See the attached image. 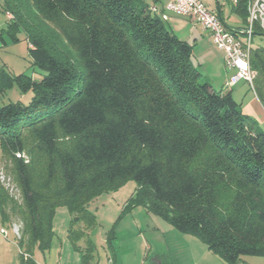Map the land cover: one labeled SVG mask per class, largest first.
Segmentation results:
<instances>
[{
    "label": "trees",
    "instance_id": "16d2710c",
    "mask_svg": "<svg viewBox=\"0 0 264 264\" xmlns=\"http://www.w3.org/2000/svg\"><path fill=\"white\" fill-rule=\"evenodd\" d=\"M151 8L0 0L11 37L26 34L34 67L32 76L0 79V95L12 85L32 93L26 105L0 106V159L20 197L0 182V225L18 227V264H36L33 250L49 249L60 207L83 222L70 228L76 249L95 224L89 202L128 180L136 190L127 207H144L226 264L264 258V130L231 87L201 79L192 46ZM232 11L245 29L247 0ZM253 32L264 37L257 24ZM249 64L264 109V47L251 48Z\"/></svg>",
    "mask_w": 264,
    "mask_h": 264
},
{
    "label": "rangeland",
    "instance_id": "374dc122",
    "mask_svg": "<svg viewBox=\"0 0 264 264\" xmlns=\"http://www.w3.org/2000/svg\"><path fill=\"white\" fill-rule=\"evenodd\" d=\"M202 1L211 11L215 10L216 4H218L225 18L230 17V21L242 24L241 19L232 11V6L234 5L235 0ZM138 2L146 5L158 3L159 6L157 7L162 9L170 1L163 6L161 5V2L154 0H138ZM168 16V20L164 22L165 25L168 28L171 27V30L176 35H183L186 31V21L183 20L184 18L178 17L174 14H168ZM6 23V15L0 10V79L2 77L4 81H6L7 77H13L20 74L32 76L34 67L28 55L29 45L27 36L23 31H18L15 34L14 40L8 31ZM206 47L210 50L209 46L206 45ZM252 47H264V37H254ZM214 48L218 50L215 46ZM194 51H198V49L195 48ZM202 68L204 74L214 82L215 90L219 91L220 89L218 85H220L223 80L221 81V77H218L216 74V67L205 64ZM214 73L217 76H215ZM241 84H245L248 88V85L245 82ZM248 91L251 92L250 89H248ZM31 97V92L21 94L15 85L8 86L5 88L4 93L0 95V106L15 102H21L26 105L29 103ZM22 156L26 158L24 155ZM0 182L6 189H8L9 193L15 200H19L20 197L16 186L12 181V177L6 171L1 159ZM135 190V182L128 180L120 188L104 192L95 197L87 206L88 211L95 217V224L89 230L100 229L101 231H104L106 233V240H108V235L111 231L117 234V239H115L114 244L116 247H120L121 252L118 256H112L114 257L113 259L115 262H118V264H141L143 259L141 253L137 251L134 253V250H129V247L127 246L129 244L130 248L133 246L132 239L129 238L131 236L130 232H133L135 229H140L145 234L146 238L149 239L153 248L156 247L160 252L165 250V246H168V243L169 245H172V242H174V238L168 233V230L175 234L174 236L177 240L180 237L185 238V242L180 241V239L178 240L182 245L189 242H195V244H198L202 248H206V246L196 237L189 234L179 233L157 216L148 213L144 207H127V203ZM72 218L73 216L65 207H60L55 210L52 223L54 235L49 249L43 253L38 248H35L32 252V257L36 264H82V253L86 254V250L84 249L85 245L83 242L78 241L75 249L70 241L69 232L71 227L74 229H78V227L82 228L83 222L74 225L72 224ZM16 224L20 228L19 223ZM1 230L3 231L5 229L0 225V264H18L20 249L16 242V236L11 228L5 230V235L1 233ZM126 232H129V236H125L124 233ZM156 236L157 239H155ZM121 239L127 240V242H124ZM122 241L123 244L120 243ZM103 247H107V244H104L103 246L98 245L96 248L97 250L94 247L92 254L87 252L84 257L86 261L89 262L90 259L93 258V261L95 262L94 264H97L98 260L101 261L100 264H107V253L106 249ZM168 248L170 247L168 246ZM171 249H173V247L170 248V250ZM22 250L24 251V249ZM146 252L148 251L146 250Z\"/></svg>",
    "mask_w": 264,
    "mask_h": 264
},
{
    "label": "crops",
    "instance_id": "0c3cea01",
    "mask_svg": "<svg viewBox=\"0 0 264 264\" xmlns=\"http://www.w3.org/2000/svg\"><path fill=\"white\" fill-rule=\"evenodd\" d=\"M155 1L161 2V5L163 6L164 4H166L171 0H164V1L155 0ZM149 6L153 7L159 5L158 3H154ZM220 14L228 30L235 33H240L243 30V27L245 26L243 23L240 24L230 21L229 19L230 17L225 18L221 10H220ZM183 20L186 21L185 33H183V35H176L175 33L174 34L180 40L185 41L192 46L191 60L193 66L199 71L201 75V79L209 82L214 89H215L214 82L204 74V72L202 71L203 70L202 66L206 64L216 67L217 69L216 74L218 75V77H221V81L223 80L222 82L220 81L221 83L220 85H218L219 89L222 90L227 86L228 79L232 74V71H229L224 67L223 53L220 52V50H216L214 48L213 46L214 44H212V40L209 34L204 30H202V28L196 22H193L187 18H184ZM169 29L171 30V27H169ZM206 45L209 46L210 50L206 47ZM195 48H197L198 51H194ZM216 74L215 76H217ZM243 82L240 81L237 85L231 87L232 97L236 103L239 102L238 104L241 107L242 113L245 116H248L249 118L253 119L259 125V127L263 129L264 109L259 103L258 99L256 98L255 94L253 93L249 85L246 83L248 85L247 88L245 84H241ZM248 89H250L251 92H249ZM2 228L7 230V228L5 227ZM11 229L14 235L17 237L18 227L16 225H13ZM128 233L127 232L124 233L125 236H129ZM168 233L172 235L174 238V242H172V245H169L168 243V246L170 248L173 247V249H171L172 251L170 250V248H168L167 245L165 246V250L161 252L158 251L159 249H157L156 247L153 248V246L149 242V239L146 238L145 234L140 229H135L133 230V232H130L131 236L129 239H132L133 249L130 248V244L127 246L129 247V250H134V253L135 251L141 253V256L143 258L141 264H226L219 258H215L216 256L210 253L207 250V248L205 247L202 248L198 244H195V242H189L186 243L185 245H182L178 240L180 239V241L185 242V238L180 237L177 240L176 237L174 236L175 234H173L170 230H168ZM109 235H108V240H106L105 238L106 233L104 231H101L100 229L99 230L95 229L92 231L88 230L85 233V237L80 239L79 242L84 243L85 245L84 249L87 244H90L93 248L95 247V249L97 248L98 245L103 246L104 244H107V247H103L106 249V253H107V264H118V262L114 261L113 259L114 257H112V256H118V254L120 255L121 252L120 247L118 248L114 244L115 239H117V234L113 232L112 237H110ZM155 239H157V236ZM121 240L127 242V240L124 239ZM123 241L120 243L123 244ZM146 250L148 252H146ZM100 262L101 261L98 260L97 264H100ZM94 263L95 262L93 261V258L90 259L89 262H87V264H94ZM237 264H264V258L245 257L242 258Z\"/></svg>",
    "mask_w": 264,
    "mask_h": 264
},
{
    "label": "built area",
    "instance_id": "2783aa9c",
    "mask_svg": "<svg viewBox=\"0 0 264 264\" xmlns=\"http://www.w3.org/2000/svg\"><path fill=\"white\" fill-rule=\"evenodd\" d=\"M151 11L166 21L168 14H174L196 22L207 32L214 46L223 53L224 67L232 71L227 86L233 87L244 81L252 90L254 74L249 64V52L252 48L254 25L264 31V0H247V25L240 33L227 29L202 0H171L162 9L153 6ZM5 235V230H1Z\"/></svg>",
    "mask_w": 264,
    "mask_h": 264
},
{
    "label": "water",
    "instance_id": "95a60500",
    "mask_svg": "<svg viewBox=\"0 0 264 264\" xmlns=\"http://www.w3.org/2000/svg\"><path fill=\"white\" fill-rule=\"evenodd\" d=\"M215 11H216V14H217L218 18L220 19V21H221L222 23H224V21H223V19H222V16H221V14H220V8H219V5H218V4H216Z\"/></svg>",
    "mask_w": 264,
    "mask_h": 264
}]
</instances>
